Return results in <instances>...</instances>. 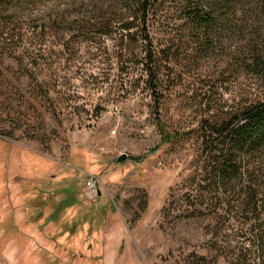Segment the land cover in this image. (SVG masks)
<instances>
[{
  "label": "rangeland",
  "instance_id": "obj_1",
  "mask_svg": "<svg viewBox=\"0 0 264 264\" xmlns=\"http://www.w3.org/2000/svg\"><path fill=\"white\" fill-rule=\"evenodd\" d=\"M71 4L21 6L14 36L0 41V264H232L184 201L195 140L156 149L158 118L170 132L197 125L199 84L164 85L156 113L139 38L119 54L104 36L41 32ZM152 38L166 40L156 26Z\"/></svg>",
  "mask_w": 264,
  "mask_h": 264
},
{
  "label": "trees",
  "instance_id": "obj_2",
  "mask_svg": "<svg viewBox=\"0 0 264 264\" xmlns=\"http://www.w3.org/2000/svg\"><path fill=\"white\" fill-rule=\"evenodd\" d=\"M35 1L0 0V41L14 36L18 8ZM73 2L41 32L104 36L117 40L119 54L133 53L139 38L141 78L156 113L164 85L183 78L190 86L199 84L197 125L170 132L158 118L156 149L195 140V169L184 195L189 217L209 222L212 237L221 236L220 245L230 250L225 259L232 264H264V0ZM154 26L166 39L163 46L153 43ZM174 41L180 45L173 50ZM244 78L250 82L242 86ZM44 95L48 99L50 90Z\"/></svg>",
  "mask_w": 264,
  "mask_h": 264
},
{
  "label": "built area",
  "instance_id": "obj_3",
  "mask_svg": "<svg viewBox=\"0 0 264 264\" xmlns=\"http://www.w3.org/2000/svg\"><path fill=\"white\" fill-rule=\"evenodd\" d=\"M85 193L89 198H95L98 196V190L96 183L93 179H89L85 183Z\"/></svg>",
  "mask_w": 264,
  "mask_h": 264
},
{
  "label": "water",
  "instance_id": "obj_4",
  "mask_svg": "<svg viewBox=\"0 0 264 264\" xmlns=\"http://www.w3.org/2000/svg\"><path fill=\"white\" fill-rule=\"evenodd\" d=\"M125 158H126V155L125 154H123V155H121V156H119L118 158H117V162H122V161H124L125 160Z\"/></svg>",
  "mask_w": 264,
  "mask_h": 264
}]
</instances>
